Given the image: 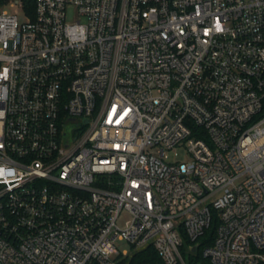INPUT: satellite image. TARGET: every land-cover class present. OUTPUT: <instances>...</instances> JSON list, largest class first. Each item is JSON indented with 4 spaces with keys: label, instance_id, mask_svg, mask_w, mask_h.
<instances>
[{
    "label": "built area",
    "instance_id": "2783aa9c",
    "mask_svg": "<svg viewBox=\"0 0 264 264\" xmlns=\"http://www.w3.org/2000/svg\"><path fill=\"white\" fill-rule=\"evenodd\" d=\"M212 210L191 264H264V0H0V264H186Z\"/></svg>",
    "mask_w": 264,
    "mask_h": 264
},
{
    "label": "trees",
    "instance_id": "16d2710c",
    "mask_svg": "<svg viewBox=\"0 0 264 264\" xmlns=\"http://www.w3.org/2000/svg\"><path fill=\"white\" fill-rule=\"evenodd\" d=\"M204 138V137H203ZM218 226V218L216 217L215 211H211V220L209 226L204 230V233L197 239L199 243L197 254L195 256H189L190 264L196 262L200 259L201 250L205 247L211 246L213 244L216 228ZM183 241L181 252L184 251V244L187 245L189 251L190 241L186 238V236L182 233ZM133 263H148V264H162L160 258L156 254V252L151 248L147 247L141 250L136 256Z\"/></svg>",
    "mask_w": 264,
    "mask_h": 264
},
{
    "label": "rangeland",
    "instance_id": "374dc122",
    "mask_svg": "<svg viewBox=\"0 0 264 264\" xmlns=\"http://www.w3.org/2000/svg\"><path fill=\"white\" fill-rule=\"evenodd\" d=\"M10 13L19 15V12H17V10L13 8L10 9ZM188 158H189V155L184 145L177 146L171 150H167L164 153V160L166 162H184V161H187ZM121 247L123 249H128V246L126 243H121ZM190 255L191 254L188 251L187 245L184 244V251L182 252V257L186 264H190L189 262Z\"/></svg>",
    "mask_w": 264,
    "mask_h": 264
},
{
    "label": "water",
    "instance_id": "95a60500",
    "mask_svg": "<svg viewBox=\"0 0 264 264\" xmlns=\"http://www.w3.org/2000/svg\"><path fill=\"white\" fill-rule=\"evenodd\" d=\"M197 245H194L190 248V251L194 252L196 250Z\"/></svg>",
    "mask_w": 264,
    "mask_h": 264
}]
</instances>
